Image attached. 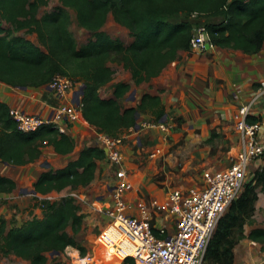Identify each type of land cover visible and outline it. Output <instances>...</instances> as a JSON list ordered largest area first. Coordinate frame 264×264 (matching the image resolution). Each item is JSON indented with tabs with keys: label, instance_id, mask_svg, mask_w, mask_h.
I'll return each mask as SVG.
<instances>
[{
	"label": "trees",
	"instance_id": "1",
	"mask_svg": "<svg viewBox=\"0 0 264 264\" xmlns=\"http://www.w3.org/2000/svg\"><path fill=\"white\" fill-rule=\"evenodd\" d=\"M48 1L0 0V17L12 25L0 22V80L15 87H38L48 85L61 74L81 82L84 118L99 132L113 137L136 127L138 112L161 120L166 106L159 94L146 92L136 106L123 107L119 99L131 88L125 80L116 83L114 97H102L100 87L115 73L110 60L123 63L136 84L151 80L179 59L180 50L191 49L195 23L190 18L195 14L221 17L204 23L211 42L218 47L241 49L249 54L264 47V0H61L62 5L54 11L39 16ZM67 6L73 7L79 23L92 31L93 37L82 45L69 29ZM110 12L129 29L133 37L129 44L102 29ZM178 16L183 18L176 20ZM22 28L35 31L39 43L15 34ZM10 110V104L0 99L1 160L24 165L39 158L45 144L64 154L75 148V139L53 124L22 132ZM263 119L264 115L256 112L247 117L250 123ZM107 157L104 147L86 146L66 166L43 171L35 181V190L44 194L67 186L88 185L97 176L98 161ZM16 187L14 178L0 173V193L12 192ZM258 187L264 191V166L255 170L220 218L206 250L205 264H234L235 247L246 237L264 242V227H254L246 233V225L255 222ZM43 202V216L35 215L8 229L7 221L1 219L0 250L28 260L27 264H47L49 253L61 252L68 246L78 247L85 254L86 246L76 237L85 213L76 197L67 195L61 201L46 198ZM123 264L136 262L128 257Z\"/></svg>",
	"mask_w": 264,
	"mask_h": 264
},
{
	"label": "rangeland",
	"instance_id": "2",
	"mask_svg": "<svg viewBox=\"0 0 264 264\" xmlns=\"http://www.w3.org/2000/svg\"><path fill=\"white\" fill-rule=\"evenodd\" d=\"M116 1L120 2V0ZM59 5H62L61 0H49L46 5L41 7L38 15L43 16L52 12ZM66 8L70 13L69 29L76 37L78 44L82 45L93 37L92 31L79 23L76 10L73 7L67 6ZM182 18L178 16L175 19ZM190 19L195 23L194 32H196L201 24L208 21H218L221 17L195 14ZM0 22L5 26H12L1 17ZM102 29L109 36L121 38L124 42H129L133 38L129 29L118 22L112 12L109 13ZM15 34L30 37L39 43L37 33L31 29H17ZM217 48L218 46L212 50H217ZM204 53L206 52H198L193 49L186 50L180 59L171 62L176 64L170 68L171 74L173 72L176 74L180 68L183 69L182 73L204 72L202 70L204 64H202L200 57ZM228 55L230 57L231 54ZM232 58L237 62V66L239 61L245 63L249 61L237 54ZM215 62L216 64L207 65L205 70L207 74L201 75L203 78L201 77L200 81L204 82L205 89H207V85L212 86V90L208 93L209 95L212 94L210 100L219 99L218 102H220L222 99L228 98L231 102L236 103V106H230V110L224 112L221 110L222 108L216 107V104L211 106L214 103L207 98L200 99L196 96L195 100H198V107H194L196 103L191 96L184 95V90L181 92L177 86L170 91L169 103L166 105L163 102L166 106V114L161 120L154 118L149 113L140 114L138 126L124 131L121 135L123 137L121 151L124 154V166L128 170L132 183V188L122 193V200L130 201L134 206H137L141 199L149 200L156 197L163 200L167 193L175 188L201 189L207 184L209 172L226 168L238 160L244 143L236 126V114L243 104L234 96L233 90L238 85L230 84V80L222 68V60ZM109 64L115 69V75L109 81L112 83L107 86V89L110 90V88H115L116 78L124 76V70L119 67L121 63L115 60H110ZM261 80L253 84V90L245 102L257 99L261 90L264 91V78ZM81 86L82 83L78 82L76 89H80ZM188 87L189 85L186 88ZM244 89L247 88L244 87ZM187 91L194 92V89L190 88ZM54 95L58 102L57 106L65 101L57 97L56 94ZM121 104L125 106L124 101ZM253 108L255 111L260 110L259 107L253 106ZM72 122L69 119L65 124L72 127ZM162 124L165 125V128ZM81 134L82 136L87 135L86 141L91 142L92 137L89 136L94 135V132L87 127L81 131ZM47 157L50 156L47 155ZM46 162L43 160L41 165V160H38L33 166H14L5 170L4 174L16 180L17 187L12 192L0 193V223L2 218L5 219L7 229L13 225L23 224L35 215L43 216L44 199L61 201L64 196L74 195L81 211L85 213L83 227L76 234L78 241L87 248V252L83 255L91 257L87 264H104L107 258L112 259V257L107 255L99 237L109 222V217L103 209L117 199L115 186L120 180L117 177V165L107 157L101 160L100 173L88 185L68 186L63 190H53L44 194L34 192V184L38 178L40 166L42 170L52 166ZM262 166H264V157L255 158L249 166L248 179L252 177L256 169ZM258 192L260 197L257 200L256 212L253 216L254 224L264 225V191L258 187ZM68 230L73 233L71 227H68ZM77 248L68 246L59 253H49L47 264H78L75 254ZM115 259L116 264H123V261L119 260L118 257H114ZM27 263L28 260L15 254L5 255L0 250V264ZM255 264H264V243Z\"/></svg>",
	"mask_w": 264,
	"mask_h": 264
},
{
	"label": "built area",
	"instance_id": "3",
	"mask_svg": "<svg viewBox=\"0 0 264 264\" xmlns=\"http://www.w3.org/2000/svg\"><path fill=\"white\" fill-rule=\"evenodd\" d=\"M190 43L191 49L198 52L216 48L204 24L194 32ZM76 84L71 77L61 74L54 76L49 83L60 99L69 96ZM263 94L261 90L258 96ZM255 99L243 103L236 114V126L244 148L234 164L209 172L207 184L201 189L175 188L163 200L156 197L141 199L137 206L121 199L122 193L132 188L121 151L123 137L100 132L99 144L108 148L107 156L117 165V177L120 178L115 186L117 199L103 209L109 222L99 241L107 255L123 262L133 257L136 264H205L206 250L220 218L242 192L252 161L264 154V119L254 123L247 120L249 114L257 113L253 108ZM82 105V100L77 103L72 94L71 100L66 99L55 107L50 116L15 107L10 111L18 129L24 133L46 124L64 131L69 119L78 118ZM75 254L78 264H87L91 259L78 248Z\"/></svg>",
	"mask_w": 264,
	"mask_h": 264
},
{
	"label": "crops",
	"instance_id": "4",
	"mask_svg": "<svg viewBox=\"0 0 264 264\" xmlns=\"http://www.w3.org/2000/svg\"><path fill=\"white\" fill-rule=\"evenodd\" d=\"M132 40L133 38L130 39L129 42L125 43L129 44ZM185 52L186 50H180V57L183 56ZM205 52L206 53H204V55H200V57L202 58L201 62L202 64H204L202 69L204 72L190 71L182 73L183 69L180 68V70L176 72V74H174V72L171 74L170 68L172 67V65H176L172 64V62L168 64L167 67L158 76L152 78L149 81H144L140 84L135 83L132 72L129 69L125 68L123 63H121L119 67L120 69L124 70V76L116 78V81L119 82L125 80L131 84L130 90L124 97L119 99L121 103L122 101H124L125 106L123 107L136 106L138 103H140L143 94L146 92L159 94L162 97V101L167 105L169 103L170 91L174 89V87L178 86L177 88H180L181 92L184 90V95L191 96L192 100L195 101L196 104H194V107H198V100H195L197 97H199L200 99L207 98L209 101L214 103L211 104V106L216 104V107H219V109L222 108V111L227 112L228 110H230V106L234 107L236 106V103L231 102L228 98L222 99L220 102H218L219 99L210 100L212 94L209 95L208 93L212 90V86L207 85V89H205L204 82L200 81L201 77L203 78V76L207 74L205 72V70L207 69V65L216 64V60H222L221 65L230 80V84H232L233 86L238 85L233 90L234 96L237 97L242 104L245 103V101L247 100V96H249V94L253 90V84L256 81H260L264 78V47L255 54H249L241 49H234L230 47H218L217 50L210 49ZM228 54H231L233 56H235L236 54L241 55L249 61L247 63L239 61V65L237 66V62H235V60L232 58L233 56L231 57L230 55L229 57ZM111 83L112 82H108L100 87V94L102 97H114L115 88H110V90L107 89V86ZM188 85L189 87L186 88ZM244 87H246L247 89H244ZM76 88L77 84L74 86L73 91L70 92L69 96L63 99H67L68 101H70L71 95L74 94V92L77 90ZM190 88H193L194 92H188L187 89ZM54 94L55 93L49 84L38 87H15L0 80V99L9 103L11 107L19 108L29 113H38L41 115L50 116L53 112V109L57 107L58 103ZM192 96H194L195 98H193ZM72 124V127L64 126L66 127L64 131L75 139L76 146L73 151L66 154L59 153L58 151H56L53 145L45 144L42 146V153L40 157L35 161L26 163L24 165H14L0 159V173L2 171L1 174L6 175L4 174L5 170L13 168L14 166H33L38 160H41V165L43 164V160L47 161L50 165H52L49 169L52 168L54 170H57L66 166L71 160L78 158L84 147L92 145L101 146L98 141L100 132L97 130V127L95 125L89 123L84 118L82 111L80 112V115L78 116L76 121L74 120ZM87 127L94 132V135L89 136L92 137L91 142L86 141L88 138L87 135L82 136L81 134V131H84V129H86ZM47 155H49L50 157L48 158ZM100 165L101 160L98 161L97 176L101 171ZM46 170H42V167L40 166V170L37 174L38 178L40 177L42 172ZM258 226L264 227V225L262 224L246 225V233L249 234L252 228ZM263 243L264 242L256 241L249 237L242 239L235 247L234 264H255L258 260Z\"/></svg>",
	"mask_w": 264,
	"mask_h": 264
},
{
	"label": "water",
	"instance_id": "5",
	"mask_svg": "<svg viewBox=\"0 0 264 264\" xmlns=\"http://www.w3.org/2000/svg\"><path fill=\"white\" fill-rule=\"evenodd\" d=\"M208 47H209V45H208ZM23 87H26V86H23ZM83 94H84V85H82L80 89H78V90H76L74 92V98L77 101V103H80L81 102V99H82ZM254 106L260 108V110H258L257 113H262L264 115V94L263 95H260L254 101ZM139 116H140V113L138 112L137 113V117H139ZM104 149H105V152L108 153V148H104ZM33 191L36 192L35 188L33 189ZM56 252L59 253V251H54V252H52V254H54Z\"/></svg>",
	"mask_w": 264,
	"mask_h": 264
},
{
	"label": "bare ground",
	"instance_id": "6",
	"mask_svg": "<svg viewBox=\"0 0 264 264\" xmlns=\"http://www.w3.org/2000/svg\"><path fill=\"white\" fill-rule=\"evenodd\" d=\"M119 260H121V259L119 258ZM104 264H116V259L114 260V257H112V259L111 258H109V259L107 258L106 262Z\"/></svg>",
	"mask_w": 264,
	"mask_h": 264
}]
</instances>
